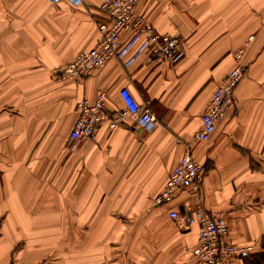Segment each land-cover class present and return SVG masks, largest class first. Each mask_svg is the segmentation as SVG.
Returning <instances> with one entry per match:
<instances>
[{"label": "crops", "instance_id": "1", "mask_svg": "<svg viewBox=\"0 0 264 264\" xmlns=\"http://www.w3.org/2000/svg\"><path fill=\"white\" fill-rule=\"evenodd\" d=\"M104 1L0 0V264H201L199 225L170 217L200 205L225 216L229 241L254 247L234 264H264V0H142L139 14L179 38L177 61L126 31L104 68L55 78L100 42ZM242 49L235 107L193 153L200 190L157 206ZM123 88L161 125L104 124L72 148L78 102L103 92L115 112Z\"/></svg>", "mask_w": 264, "mask_h": 264}, {"label": "built area", "instance_id": "2", "mask_svg": "<svg viewBox=\"0 0 264 264\" xmlns=\"http://www.w3.org/2000/svg\"><path fill=\"white\" fill-rule=\"evenodd\" d=\"M59 2L60 0H51ZM78 4L81 0H71ZM142 0H105L101 4L112 19L110 25H102V38L91 50L79 53L67 65L56 69L54 76L60 80H78L93 71L104 68L111 60L123 54L120 52V38L126 31L134 34L135 40H141V49H148L158 60L177 61L180 57V40L178 37L158 33L153 24L139 14L138 5ZM248 43L245 44L247 46ZM244 50H240L235 67L219 83L209 105L202 115V126L192 143L172 171L164 190L155 198L157 206L172 202L184 189L193 193L200 190L204 176V166L193 156L195 148L207 141L214 133L216 125L233 110L236 104V88L241 82L245 68L242 64ZM105 93L100 92L95 98H84L77 104V118L70 132V144L75 148L78 143L93 139L99 128L108 124L114 129L128 119L140 123L148 129L161 125L160 119L153 112L151 102L140 104L132 92L123 88L121 98L123 109L110 112L105 107ZM170 217L181 221L183 227L199 225L198 244L193 253L201 264H234L243 260L254 250L252 245H238L229 241V227L222 213H213L203 206L196 207L187 214L178 210L170 211Z\"/></svg>", "mask_w": 264, "mask_h": 264}]
</instances>
